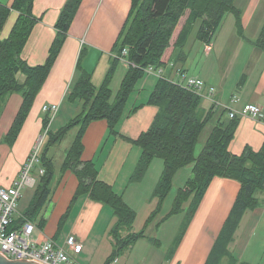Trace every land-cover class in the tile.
Instances as JSON below:
<instances>
[{"label": "trees", "instance_id": "1", "mask_svg": "<svg viewBox=\"0 0 264 264\" xmlns=\"http://www.w3.org/2000/svg\"><path fill=\"white\" fill-rule=\"evenodd\" d=\"M33 1L12 0L10 4L0 2V33L9 11L17 12L11 30L5 38L0 39V101L11 93H19L22 97L13 122L2 136V141L8 145L17 136L81 3V0L65 1L55 20L56 34L45 61L29 65L23 60L21 50L33 25L39 20L32 13ZM234 1L130 0L127 16L113 45L114 56L104 78L95 86L91 74L81 71L68 93L69 101H80L79 112L56 131L46 130L39 155V167L43 169V173L37 177L32 196L16 223L30 220L38 229L45 225L43 210L49 202L54 183L58 181L55 180L54 160L48 155V149L59 143L72 128H77L59 166V176L70 169L77 177L78 184L71 202L79 195H88L92 200L111 208L116 218L110 230L113 244L103 264H109L141 237L158 243L157 238L148 237L144 230L132 231L134 209L112 185L98 178L93 160L81 159L83 133L91 121L105 119L108 133L112 136L117 134L124 116L142 105L132 106L128 110L129 101L137 90L136 85L145 76V69L149 66L164 68L167 61L163 59V54L171 46L169 61L176 66L183 63L184 48L195 24V39L210 43L225 14L230 13L234 15L237 34L241 35L243 29L240 10ZM254 44L264 52V22ZM123 49H126L125 54H122ZM81 55L82 49L76 63L77 69L80 67ZM119 58L128 62V68L117 91L112 95L110 83ZM177 69L184 72L180 67ZM146 103L153 104L158 109L148 128L131 141L140 148V154L129 181L139 180L153 158L162 160V171L153 189V194L158 199L148 220L159 212L160 203L170 189L175 173L187 165H190L191 172L176 189L170 210L157 221L159 226L172 215L185 210L166 256L171 255L178 246L210 181L218 176L236 180L239 188L203 264H236L230 245L247 213L260 206L259 195L264 193V139L257 150L245 145L241 153H231L228 145L233 139L239 117L229 118L225 109L216 108L213 103L203 109L202 97L168 74L158 75L154 79ZM48 122L49 116L46 115L42 120L44 129ZM207 125H210V129L201 150L196 154V144ZM65 217V214L61 216L59 225ZM123 232L127 233L123 235Z\"/></svg>", "mask_w": 264, "mask_h": 264}, {"label": "crops", "instance_id": "2", "mask_svg": "<svg viewBox=\"0 0 264 264\" xmlns=\"http://www.w3.org/2000/svg\"><path fill=\"white\" fill-rule=\"evenodd\" d=\"M11 1L0 0L4 4H10ZM65 1H33L32 13L39 20L33 25L21 50L23 60L29 65L42 64L45 61L50 43L56 34L54 23ZM234 3L240 10L243 32L241 35L237 34L235 18L231 14L234 32L226 50H224V44L220 38L222 30L219 28L210 43L202 42L204 53L197 60L195 55L191 54L193 42L198 41L194 34L192 41L189 36L184 48L183 63L180 62L181 65L176 66L172 61H169L171 46L163 54V59L167 61V64L162 68L163 74H168L171 78L176 79L175 71L177 67H180L186 75L199 77L207 85L214 86L215 92L212 98L219 103V105L215 104V107L225 109L227 116L229 110H241L242 105L246 102L257 104L264 110V52L254 44L264 22V0H242L240 2L235 0ZM129 6L130 0H81L67 36L11 145L2 141V136L7 133L13 122L22 97L19 93H11L1 98L0 186L5 188L12 185L37 137L44 132L43 130L56 131L79 112L80 101H69L68 93L81 71L91 74L92 83L94 78H99V82L102 81L114 56L113 45L127 16ZM243 8H245L244 11H242ZM16 18L17 12L10 10L4 21L0 39L7 36ZM81 49L80 67L77 69L76 63ZM192 56L195 63H193ZM118 60L115 74L110 83L112 95L117 91L128 68V62L124 58ZM221 60L224 62L226 60L224 69H221L222 64L219 62ZM239 70H241V75L238 76ZM150 75H154V77ZM157 76L155 73H147L145 70V76L136 85L137 90L129 101L128 110L132 106L142 105L124 116L119 124L117 134L112 136L108 133L105 119H97L88 124L82 137L81 159L93 160L97 167L98 178L112 185L116 192L122 191V184L125 182L123 198L130 207L128 198L132 194V189L135 192L138 191V188H134L138 183H131L129 177L140 154V148L131 141L148 128L157 112V106L146 103L149 91ZM151 78L152 80H150ZM144 88L147 90H142ZM231 95H237L239 101L237 103L230 102ZM211 100L208 97H202V108L209 107L213 103ZM48 104H58L59 107L44 129L42 120L47 114L42 110V106ZM263 139L264 119L253 118L250 115L240 116L228 149L234 154L241 153L245 145L257 150ZM57 144L49 147L48 155L54 160L55 180L58 181L54 183L49 205L47 204L43 210L46 223L42 229H38V232L41 237H49L58 244H61L67 235L72 234L82 244L79 253L71 254L73 259H77L82 264L89 262L103 264L112 250L113 239L110 230L116 218L109 206L92 200L88 195H79L71 202L78 180L70 169L65 170L59 176V166L63 157L56 164L54 155L50 153ZM65 151L66 149L63 150V154ZM153 161L151 167L149 165L150 168L148 167L144 176L141 177L142 179L143 177L151 178L152 190L163 165L162 160L160 162ZM34 186H32L33 190ZM238 188L239 183L234 179L213 177L178 246L171 255L166 256L167 251L162 254L161 263L203 264L213 240L229 212ZM33 190L28 201L26 200V205ZM129 202L131 203V201ZM153 207L149 210L150 213L153 211ZM259 211H262L259 206L252 210L253 213ZM64 214L66 217L59 225L61 216ZM131 229L138 231L133 228V225ZM100 230L104 232L103 236L107 234L104 239L109 242L110 249L100 260L94 261V253L102 241L99 237L98 241H93L91 244L89 238L92 233H99ZM126 233L123 232V235ZM143 239L147 238L137 239L126 251H130L138 241ZM153 244L157 247L160 246V240ZM118 260L117 255L109 264H117Z\"/></svg>", "mask_w": 264, "mask_h": 264}, {"label": "rangeland", "instance_id": "3", "mask_svg": "<svg viewBox=\"0 0 264 264\" xmlns=\"http://www.w3.org/2000/svg\"><path fill=\"white\" fill-rule=\"evenodd\" d=\"M240 1L242 0H238V2ZM244 10L245 8H243L242 11ZM195 28H196V24L194 26L193 31L190 34L191 41H192V37L195 34ZM219 28H221L222 30L220 38L224 44V50H226L233 38L232 36L234 32L231 14H225ZM217 32L215 33V35L217 34ZM202 47L204 46L200 41H194L192 44L191 54L195 55V58L197 60L203 56L204 52ZM192 60L193 63H195V59L193 56H192ZM219 62H221L222 64L221 69H224V64L226 63V60L225 62L224 60H221ZM225 69L226 70L228 69L226 65H225ZM239 75H241V70L238 71V76ZM150 76L154 77V75H150ZM150 80H152V78ZM93 83L95 86H98L100 83L99 78H94ZM142 90H147V88H144ZM209 129H210V125H207L203 130L202 134L200 135L199 141L197 142L195 147L196 154H198L199 151L201 150ZM43 131H42L43 133H41L37 137L40 138V141L38 142L39 152H41L43 140L46 137L44 136L46 135L45 133L46 131L45 130ZM76 131H77L76 128L70 130L66 134V136L60 141V143H58L50 151V153L54 155L56 164H58L61 161L64 155L63 150L68 148ZM153 160H158V162L161 161V159L153 158L152 162L149 164L150 167L154 162ZM18 175L19 174H17V178ZM190 175H191L190 166L183 167L182 169H180L178 172L175 173L171 187L160 203L159 212L154 217L152 216L151 220H148L149 216L151 215L149 210H151L153 206H154L153 208H155L158 199L157 195L155 196V194H153V190L151 189V184H150L151 178L143 177V179L140 178V180L132 181L138 183L137 186H134V188L135 187L138 188V191L135 192L134 189H132L131 191L132 194L130 198H128L129 201H131V203L129 201L128 203L135 211V216L132 222L133 228L138 231L144 230V234L147 235L148 237L157 238L158 240H160V246L157 247L156 245H154L151 239L140 240L130 251L119 253L118 255L119 260L117 264H165V263H161L162 254H164L167 251L169 244L171 243L174 235L176 234L178 227L183 219L185 210H183L178 214L172 215L171 217L163 221L159 226H157V221L170 210L176 189L179 186H181L184 183L185 179ZM124 188H125V182L122 184V188H121L122 191L120 192L122 196H123ZM32 190H33L32 187H25L21 189V197L17 202L18 213H21L25 208L26 200L28 201ZM259 199L261 202L259 207H261L262 211L253 213L251 210L247 213L246 217L243 219V221L241 222L239 228L237 229L234 235L233 243L230 245L232 255L237 260L236 264H264V193L259 195ZM34 235L35 237H41V234L39 232H34ZM103 235L104 232L100 230L99 233L98 232L92 233V235L89 238L91 244H93V241H98L99 237L101 238L102 241L100 243V246L96 248V251L93 256L94 261L100 260L103 257V255L109 252L110 249L109 242L106 239H104L107 234H105V236ZM70 264H82V263L79 262L77 259L75 260V258L74 259L72 258ZM88 264H95V263L89 262Z\"/></svg>", "mask_w": 264, "mask_h": 264}, {"label": "built area", "instance_id": "4", "mask_svg": "<svg viewBox=\"0 0 264 264\" xmlns=\"http://www.w3.org/2000/svg\"><path fill=\"white\" fill-rule=\"evenodd\" d=\"M210 46L208 45V49ZM126 53L123 49L122 54ZM147 73L162 75V68L147 67ZM176 79L184 86L194 89L201 97H208L214 105L219 103L212 98L215 87L207 85L205 81L196 76L186 75L180 70L175 71ZM239 97L231 95L230 102L237 103ZM215 105V106H216ZM58 109V104L43 105L42 110L52 118ZM250 115L253 118L264 119V110L257 104L246 102L241 110H229L228 117H240ZM40 138L30 150L25 162H23L18 178L9 187L0 186V253L9 259H29L42 264H70L72 253L81 251L82 244L72 234L67 235L61 244L55 243L49 237H35L38 232L35 223L25 220L21 224L16 223L20 213L17 211V202L21 197V189L35 185L37 177L43 173L39 167Z\"/></svg>", "mask_w": 264, "mask_h": 264}, {"label": "water", "instance_id": "5", "mask_svg": "<svg viewBox=\"0 0 264 264\" xmlns=\"http://www.w3.org/2000/svg\"><path fill=\"white\" fill-rule=\"evenodd\" d=\"M0 264H42V263L25 258L19 260L9 259L0 253Z\"/></svg>", "mask_w": 264, "mask_h": 264}]
</instances>
